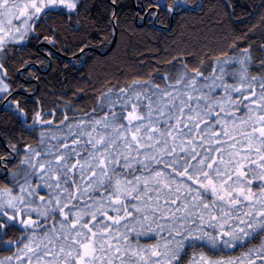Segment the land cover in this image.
I'll return each mask as SVG.
<instances>
[{
  "label": "snow or ice",
  "instance_id": "1",
  "mask_svg": "<svg viewBox=\"0 0 264 264\" xmlns=\"http://www.w3.org/2000/svg\"><path fill=\"white\" fill-rule=\"evenodd\" d=\"M0 264H264V0H0Z\"/></svg>",
  "mask_w": 264,
  "mask_h": 264
},
{
  "label": "trees",
  "instance_id": "2",
  "mask_svg": "<svg viewBox=\"0 0 264 264\" xmlns=\"http://www.w3.org/2000/svg\"><path fill=\"white\" fill-rule=\"evenodd\" d=\"M169 40H171V37H168ZM143 52V57L141 56V53ZM123 58L124 59H131V60H136L137 58H144L147 56L152 55V53L148 52L147 49L145 48V45L143 42H139L137 40H133L132 42V47L129 48L127 53H123ZM111 71H115V69H111Z\"/></svg>",
  "mask_w": 264,
  "mask_h": 264
}]
</instances>
